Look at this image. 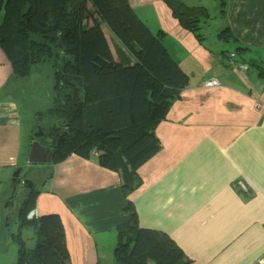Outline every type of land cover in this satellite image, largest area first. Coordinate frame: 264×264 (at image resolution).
I'll list each match as a JSON object with an SVG mask.
<instances>
[{"label": "crops", "instance_id": "0c3cea01", "mask_svg": "<svg viewBox=\"0 0 264 264\" xmlns=\"http://www.w3.org/2000/svg\"><path fill=\"white\" fill-rule=\"evenodd\" d=\"M129 1L154 33L164 32L165 46L189 76L188 85L155 129L161 149L138 170L143 183L129 199L139 224L167 232L192 264H260L264 259V75L260 69L264 68V0H224L223 5L220 0H183L189 6L209 5L210 14L222 19L216 32L230 28L234 36L230 40L205 29H200L199 40L162 0ZM102 26L116 56L115 47L122 45ZM237 49L238 61L249 66L247 72L227 64L228 54ZM212 78L218 86L205 84ZM11 80L12 67L0 49V184L10 186L8 200L14 172L32 165L34 126L31 121L33 126L29 122L24 129L16 94L22 89L21 80L16 85ZM257 101L261 108H256ZM39 172H32L31 178ZM43 180L38 182L42 192L37 215H60L72 264H100L98 244L110 239L116 245V226L128 216L119 174L100 166L96 156L84 159L73 154L54 166L53 178ZM239 189L252 195L245 197Z\"/></svg>", "mask_w": 264, "mask_h": 264}, {"label": "trees", "instance_id": "16d2710c", "mask_svg": "<svg viewBox=\"0 0 264 264\" xmlns=\"http://www.w3.org/2000/svg\"><path fill=\"white\" fill-rule=\"evenodd\" d=\"M162 1L182 27L202 40L206 7ZM1 10L0 49L12 67L11 82L32 77L43 63L52 70V104L35 112L30 133L31 143L38 141L52 151L45 181L53 178L55 165L73 154L96 156L100 166L119 174L126 199L128 216L116 226L112 264H192L167 232L140 226L129 199L143 183L139 168L161 149L158 123L189 82L164 44V32L154 33L129 0H0ZM103 24L122 45L115 47L116 56ZM219 36L234 37L228 27ZM38 128L43 135L35 138ZM239 190L245 197L252 195ZM41 192L39 185L28 189L16 207L18 228L33 225L37 237L35 247L28 248L21 233H12L16 264H71L60 215L28 219Z\"/></svg>", "mask_w": 264, "mask_h": 264}, {"label": "rangeland", "instance_id": "374dc122", "mask_svg": "<svg viewBox=\"0 0 264 264\" xmlns=\"http://www.w3.org/2000/svg\"><path fill=\"white\" fill-rule=\"evenodd\" d=\"M203 2L206 3L207 1L203 0ZM206 6H209V5H205L204 7ZM219 11H220V7H219ZM208 12H209V16L206 19H204V17L202 18V23L200 27L201 29H205V30L210 31L211 33H215L216 37H218L219 32L217 33L216 31L218 28V23H220L222 19H220L219 14L214 13V12L210 14L211 11H208ZM2 16H3V10L0 11V21H1ZM142 20L146 24H148L144 19ZM104 26L105 28H107L105 24ZM211 42H213L212 39H211ZM38 68L39 69L35 71V74L32 77L29 76L21 80V85H22L23 90L20 88V90L16 92V94L18 95L20 99V102L22 103L23 109H21V112L23 113V116H24L23 117L24 118V129H26V125H28L29 122L31 123L32 126L33 124L31 121L35 123V112L47 109L52 104V96H53L52 89H51L53 86L52 70L50 66L47 65L46 63L39 65ZM39 171H40L39 176L41 177V179L46 178L48 174L50 173L49 169H46V170L44 169V170H39ZM8 186L7 188H5V184L3 185L0 184V215H1L0 262L1 264H16L18 248H17L16 242L11 238L12 233H21V236L25 240L26 246L28 248L35 247L37 237H36V230L33 225H28L20 229L18 228V224H17L16 217H15L16 207L15 208L12 207L13 209L11 212L13 214L10 213L12 215V218L10 217L9 221L6 222V219L8 218V215H9V212H4L6 209V205H7V198L5 195L7 193L6 190H8ZM13 191L15 190L13 189ZM15 199L19 202L21 198L18 196V194H16ZM14 203H16V201ZM30 214L31 212L28 215V219H31ZM33 217H36V215H33L32 218ZM116 237H117V234H116ZM109 240L106 243L102 242L98 244V247L102 248V253L100 254V257H101L100 264H110L111 260H113L112 259L113 250L116 245L113 244L112 246V243Z\"/></svg>", "mask_w": 264, "mask_h": 264}, {"label": "water", "instance_id": "95a60500", "mask_svg": "<svg viewBox=\"0 0 264 264\" xmlns=\"http://www.w3.org/2000/svg\"><path fill=\"white\" fill-rule=\"evenodd\" d=\"M43 135V131L38 128V132L35 134V137H40ZM29 160L32 164L39 163H50L52 161V151L48 147L42 146L38 141H34L31 145V151L29 155ZM22 168H18L13 174L14 190L17 189L18 180L21 175ZM34 182L30 179L25 181L23 189L32 188ZM19 191V190H18ZM12 218V215L9 214L6 222L9 221V218Z\"/></svg>", "mask_w": 264, "mask_h": 264}, {"label": "flooded vegetation", "instance_id": "af4514ba", "mask_svg": "<svg viewBox=\"0 0 264 264\" xmlns=\"http://www.w3.org/2000/svg\"><path fill=\"white\" fill-rule=\"evenodd\" d=\"M37 132H38V130H37ZM35 138H38V137H35ZM45 166H46V163H43V164L39 163V164L29 165L28 168H23L22 169L21 175H20L19 180H18V185H17L18 187H17V189L15 191H13V193L9 196V200L7 198V201H8V203H7L8 204V212H9V214L12 213L11 212L12 209H13L12 207L15 208L19 204V202L15 199L16 194H18V196L21 198L22 195L25 194L28 189H31V188L23 189V186L25 184V181L27 179L32 180L34 182V185H33L32 188H35L38 185V182H40L43 179H41L40 176H32V178H31V174H32V172L35 173V172H39V170H43L45 168ZM18 190H19V192H18ZM15 201H16V203H14ZM6 212H7V210H6Z\"/></svg>", "mask_w": 264, "mask_h": 264}, {"label": "built area", "instance_id": "2783aa9c", "mask_svg": "<svg viewBox=\"0 0 264 264\" xmlns=\"http://www.w3.org/2000/svg\"><path fill=\"white\" fill-rule=\"evenodd\" d=\"M227 64L229 67H233V68H236V69H239L240 71L242 72H247L248 69H249V66H247L246 64L238 61L237 59V53L234 51V52H230L227 56ZM207 86L209 87H212V86H218L219 85V81L215 78H212L211 80L207 81L205 83ZM256 108H261L262 107V102L260 101H257L256 102ZM33 215H37L36 211H32L30 216L32 218ZM260 264H264V259H262L260 261Z\"/></svg>", "mask_w": 264, "mask_h": 264}, {"label": "clouds", "instance_id": "9594fccd", "mask_svg": "<svg viewBox=\"0 0 264 264\" xmlns=\"http://www.w3.org/2000/svg\"><path fill=\"white\" fill-rule=\"evenodd\" d=\"M34 211H36V210H34Z\"/></svg>", "mask_w": 264, "mask_h": 264}]
</instances>
